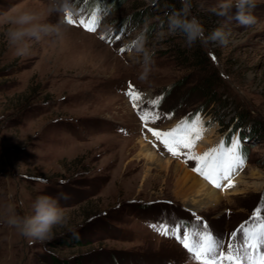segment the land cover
Returning <instances> with one entry per match:
<instances>
[{"label": "rangeland", "instance_id": "rangeland-1", "mask_svg": "<svg viewBox=\"0 0 264 264\" xmlns=\"http://www.w3.org/2000/svg\"><path fill=\"white\" fill-rule=\"evenodd\" d=\"M178 1L179 7L171 0H102L108 13L94 32L69 25L61 38L33 42L32 54L19 57L6 36L11 17L34 11L51 24L60 17L48 15V0H0V264H198L176 238L156 234L150 224L196 225L186 208L193 209L211 232L225 238L227 250L234 243L230 233H238L257 210L264 216V0H255L252 9L256 25H228L227 45L191 47L182 33L168 32L169 15L182 8ZM189 2L190 16L201 22L205 35L224 25L213 11L224 0ZM74 3L88 12L98 6L97 0ZM160 31L163 38H157ZM141 32L154 60L146 83L127 50ZM197 53L201 61L194 59ZM209 81L217 101L205 95ZM130 85L154 122L141 121L126 95ZM153 100L158 106L149 108ZM193 113L203 122L202 138L217 147L241 116L247 120L233 139L239 131L250 135L248 142L241 140L248 162L219 181L221 187L210 184L221 202L185 193L177 177L166 183L136 158L145 144L174 164L201 167L189 149L173 156L149 130L168 132ZM44 195L68 212L79 239L65 228L55 229L51 241L34 242L7 225V205L30 216Z\"/></svg>", "mask_w": 264, "mask_h": 264}, {"label": "clouds", "instance_id": "clouds-1", "mask_svg": "<svg viewBox=\"0 0 264 264\" xmlns=\"http://www.w3.org/2000/svg\"><path fill=\"white\" fill-rule=\"evenodd\" d=\"M181 3L182 8L169 15L167 28L169 33H182L190 47L197 43L208 44L210 42L227 45L232 35L228 25L232 21L245 27L257 24V18L252 14V9L256 7L255 0H234V3L233 0H224L218 9H213L216 15L224 18V25L205 35L201 22L195 16H190L191 4L189 0H181ZM78 12L79 9L74 0H48L47 13L48 15H58L60 17L59 23L42 22L41 14L34 11L21 12L8 20L11 25L6 33L8 43L15 49L16 56L31 55L33 42H40L48 37L61 38L69 30L67 17L69 15L75 17ZM145 32H141L127 45L134 62L139 63L142 67L139 76L142 83L148 82L154 64L153 53L147 46L148 40ZM163 36V31L157 34V38H163ZM33 209V215L21 216L17 214L14 205H7L5 209L7 225L34 242L51 241L56 236L55 229L65 228L71 234L72 239H79V232L75 227L70 226V216L64 208L60 207L57 199L46 195L39 196L33 205Z\"/></svg>", "mask_w": 264, "mask_h": 264}, {"label": "snow or ice", "instance_id": "snow-or-ice-1", "mask_svg": "<svg viewBox=\"0 0 264 264\" xmlns=\"http://www.w3.org/2000/svg\"><path fill=\"white\" fill-rule=\"evenodd\" d=\"M97 5L91 12L84 8L79 9L75 18L71 15L67 17V23L73 26L78 24L87 31L94 32L99 27L103 15L108 13L107 8L102 6V0H97ZM119 38L117 33L115 39ZM101 39L104 37L102 36ZM125 51L126 49H120L121 53ZM126 95L129 96L134 108H138L137 114L145 125L154 122L149 112L146 111L138 90L133 89L130 85ZM138 101H140L139 104ZM158 103V100L149 101L148 107L155 108ZM156 115L158 116V114ZM149 130L173 156H178L181 148L189 149L188 155L201 164V167L195 168L194 171H197L217 188L221 187L219 181L228 180L232 171L242 167L246 159L239 139H233L230 147L225 148L222 144L218 149H213L202 157L192 156L191 150L194 148L195 141L202 138L204 130L199 114H196L191 120L181 121L177 128L168 132ZM229 186H231L230 183ZM153 227L158 234L176 238L189 253V259L197 261L198 264H264V216L260 215L259 210L256 211L254 217L250 218L246 226L239 229L238 233L231 234L230 240L234 243H229L227 250L224 238L216 236L205 223L198 222L197 225H192L190 222L169 224L167 221H163Z\"/></svg>", "mask_w": 264, "mask_h": 264}, {"label": "bare ground", "instance_id": "bare-ground-1", "mask_svg": "<svg viewBox=\"0 0 264 264\" xmlns=\"http://www.w3.org/2000/svg\"><path fill=\"white\" fill-rule=\"evenodd\" d=\"M217 145L218 143L215 144L210 139L202 138L195 150H193V155L202 157L205 153L213 149H218L219 147H217ZM136 158H140L141 160L144 159L145 164L151 165V169H148V172L155 170L158 176L165 178L166 183L170 182L169 179L172 177H177L185 193L194 197L207 199L208 201L221 202L222 198L220 192L210 185L212 183L198 172L189 170L183 162L174 164V161L170 158L163 159L159 157L152 148L149 146L147 147L145 144L141 147V153H139ZM193 201L200 202V200Z\"/></svg>", "mask_w": 264, "mask_h": 264}, {"label": "trees", "instance_id": "trees-1", "mask_svg": "<svg viewBox=\"0 0 264 264\" xmlns=\"http://www.w3.org/2000/svg\"><path fill=\"white\" fill-rule=\"evenodd\" d=\"M171 1H173L174 3H175V5H176V7H179V1L178 0H171ZM163 3H165V2H167V1H162ZM194 59H196L197 61H201L203 58H202V56H200L198 53L195 55V57H194ZM204 88H205V95L206 96H208V101L210 100V101H217L218 99H216V95H215V92H214V85H213V83H212V81H209V83H205V85H204ZM204 95V96H205ZM245 119V118H244ZM247 120H243V116H241V119H239L236 123H235V125L233 126V128H232V131L229 133V135H228V138H230V136H231V134L234 132V131H236L239 127H241V126H243V124H245L244 122H246ZM251 131H252V129H251ZM243 134V133H242ZM242 138H244V135H242ZM248 138V140H250V135L247 137ZM244 152H245V155H246V157L248 156L247 154H248V152L246 151V150H248V149H246V147H244ZM247 152V153H246Z\"/></svg>", "mask_w": 264, "mask_h": 264}]
</instances>
